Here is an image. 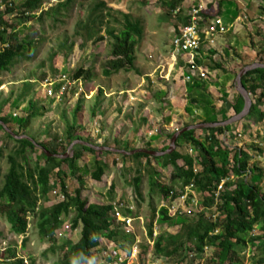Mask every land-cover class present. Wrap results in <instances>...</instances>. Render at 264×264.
Masks as SVG:
<instances>
[{
  "label": "rangeland",
  "instance_id": "1",
  "mask_svg": "<svg viewBox=\"0 0 264 264\" xmlns=\"http://www.w3.org/2000/svg\"><path fill=\"white\" fill-rule=\"evenodd\" d=\"M11 1L19 5L21 0ZM66 1L47 0L42 9V12H45L43 21L35 19L26 21L27 23L24 24L19 20L18 12L11 14L8 20L17 26L20 40L30 38L35 42L34 52H30L29 47L25 46L24 55L17 58L8 71L0 74V108L2 107L6 116L27 118L30 114L29 101L32 99L36 103L34 110L36 116L26 135L35 136L38 142L53 138L64 139L67 121L75 120L77 103L83 100L81 110L77 114V130L80 136L90 140L88 143L125 151V144L135 149L149 147L159 149L170 145L169 134H175L187 124L191 125L194 121L202 119L203 112L210 110L207 105L212 106L214 99L212 94L208 93L209 89L204 83L213 84L212 77L215 74L212 73L213 71H210V74L206 72L203 81V78L195 80L202 82L198 88L205 95L199 92L186 96V84L190 82H185L184 78L177 73L180 71L178 61L176 63L174 59L177 53L172 47L173 39L178 33L176 27H180L181 23L174 16L173 11L167 8V4L176 1L180 10H183L182 14L187 15L193 5L192 0H73L67 8L61 9L56 14L55 10L58 6ZM98 1H105L107 5L115 6L117 11L131 14L143 22L144 36L135 47V71L126 72L121 69L111 76L104 74L105 69L110 68V64H113L116 59L120 60L112 54L113 40L106 36V28L102 32V36H105L103 41H86L80 36H75L78 23L87 18L91 7ZM252 3L251 8L239 10L233 18L228 20L224 18L228 24L236 26L242 23L244 27L238 33L228 32L230 33L227 36L229 43H224L225 46L223 44L221 47L223 51H219L216 61L212 60L213 58L210 59L211 69H216L214 65L218 62L223 63L227 69L232 68L239 73L241 62L231 60V58L234 59V52H238L245 58L254 52L259 53V58L264 60V0H252ZM249 12L252 13V18ZM242 13L246 16L243 17L244 21H238L235 24ZM118 20L122 21L121 18ZM110 25L121 28L120 24L114 21H110ZM178 57L180 60L181 57ZM80 69L90 70L92 78L81 79V82L74 86L69 96L62 102L46 98L43 90L38 88V83L41 82L39 79L43 75L54 78L56 77L54 75L66 73L73 79L74 73ZM235 79L231 77L229 85L231 93L237 91ZM29 82L34 84V88L27 93L26 98H22L20 95L25 90V84ZM100 89L103 90V97L100 98L101 105L96 108ZM208 94L212 97L211 99L208 98ZM216 96L219 97L215 100L220 102L222 93L218 91ZM190 98L196 99L200 105L193 104ZM251 98L254 103L252 95ZM199 107L200 113L196 114L192 111ZM95 108L96 117H93L92 112ZM167 118H171L169 124L166 122ZM165 125H174L173 131H167ZM235 125L234 131L243 132V136L241 139L229 138L227 144L230 147L244 144L264 146V137H262L264 122L258 124L251 122L247 132L244 131V120ZM201 138H204V135H201ZM3 142L7 145L4 152V156H7L8 152L14 149V144L7 140L4 132L0 130V146ZM82 146L77 144L73 149H79L83 154L78 161L77 174L83 184L77 177L68 176L69 193L72 194L76 188H80L82 199L90 203L123 202L125 206L134 208L133 218L135 219L132 229L129 230L131 232L129 234L133 236L132 239L117 238L116 244L110 245L103 242L102 248L95 253L96 257L91 262L117 264L116 259L109 257L111 250H117L126 257V262L123 264H188L194 260L193 255L186 257L184 251L174 257L158 255L155 250V239L159 236L176 235L181 229L180 224L171 225L168 222H160V211L163 207L167 208L169 216L174 218L193 221L197 216L178 213L176 206L164 201L159 193L154 194L150 191L147 178L143 182L142 189L144 201L139 200L131 186V179L136 175L134 170L137 164L131 162L124 165L121 161L115 164L117 157L114 155L108 158L109 169L102 180L95 181L91 175L95 157L84 151ZM38 156H40L39 151L33 153L32 158L36 160ZM0 161L4 175L8 166L7 159L4 157ZM255 161L264 168V157H257ZM153 166L160 171L161 181L169 184L172 166L163 168L156 163H153ZM63 170L69 174L67 165L63 166ZM1 184L0 181V187ZM260 186L264 188V179ZM59 195L64 196L62 192ZM64 199L66 200V197ZM57 201L58 199L54 202ZM54 202L42 201V204L49 206ZM74 216L75 213L72 212L63 218L64 223L59 231L57 248L68 240L72 242L79 240L80 230L71 228ZM151 231H153V237ZM260 233L259 229L255 230V234ZM51 245L40 236L36 217L33 215L29 217L27 234L19 236L12 231L0 210V264H12L5 259L8 256L6 257L4 252L8 249L16 250L18 258L24 259V264H32L33 260L35 261L33 264H58L62 254L59 249L53 252ZM242 256L243 264H255L261 255L255 248L249 247L242 252ZM210 257L211 251L208 250L203 258L192 262L193 264H209ZM182 260L185 261L181 262Z\"/></svg>",
  "mask_w": 264,
  "mask_h": 264
},
{
  "label": "trees",
  "instance_id": "2",
  "mask_svg": "<svg viewBox=\"0 0 264 264\" xmlns=\"http://www.w3.org/2000/svg\"><path fill=\"white\" fill-rule=\"evenodd\" d=\"M2 1L7 8L5 11L0 10V38L4 40L10 30L11 46L0 54V74L8 71L15 60L24 55L25 46L29 47L30 52H34L35 47L33 39H19L20 34L17 26L14 22L8 21L10 15L18 12L19 20L24 24L27 23L26 21L35 19L43 21L45 12L40 14L38 12L47 2V0H21L19 5L13 2V5L10 6V0ZM72 1L67 0L64 4H60L55 13L58 14L61 9L67 8ZM222 2L224 1L221 0L220 4ZM231 2L235 6L234 15L236 16L239 10L244 9V5L239 2ZM252 6L253 4H249L247 9ZM167 8L173 11L174 16L181 23L180 27H176L177 32H180L182 26L190 24L191 18L188 14H182L183 10H180L176 1L168 3ZM249 16L252 18V13L249 12ZM117 17L122 21H119ZM110 21L117 22L121 28L111 26ZM243 27V24H238L233 26L230 31L238 33ZM105 28L106 36L113 40L112 54L120 60L116 59L113 64H110V68L105 69L104 74L111 76L121 69L126 72L135 71V47L144 36L143 22L131 14L110 8L105 1H98L91 7L87 18L78 23L74 34L86 41L98 42L105 40V36H102ZM228 35L230 33L220 36L218 41ZM211 53L212 55L216 54L215 51H211ZM259 57L260 54L255 52L249 54L247 58L234 52V59L231 58V60L241 62V71L243 67L257 61L264 63V60ZM197 62L201 64V60ZM184 64V60H182L180 65ZM214 67L222 70L230 78L234 79L238 75L234 69H227L223 63H215ZM46 78L47 75H43L39 80L43 81ZM73 78L90 80L92 72L80 69L74 73ZM243 84L254 99L251 112L244 119V131L247 132L251 122L256 124L264 122V68H258L246 74ZM189 85L190 87H188ZM200 85L202 83L195 80L186 84V96L190 93L204 94L198 88ZM33 88V83H26L25 90L20 96L26 98L27 93ZM102 97L103 90L100 89L96 108L101 105L100 98ZM208 98L212 97L208 94ZM191 102L200 105L196 99H191ZM224 102L228 112H221L215 118L196 120L191 125L224 122L241 113L245 105L244 98L240 94L234 103L227 99ZM82 104L83 100L77 103L74 113L75 120L67 121L64 139L53 138L38 142L35 136H30L54 155H65L70 145L76 140L90 142L89 139L80 136L77 130V114L81 110ZM29 108L30 114L27 118H9L3 113L1 107L0 121H3L17 135H26L36 116L34 112L36 103L32 99L29 101ZM96 108L92 112L93 117H96ZM170 121L171 118H167V124ZM191 125L187 124L185 127ZM235 128L236 125H231L227 128L217 127L187 131L178 138L177 148L172 154L158 157L145 153L124 155L110 151H96L84 145L82 149L95 157L91 175L98 182L102 180L109 169L108 158L110 156L117 157L118 160L114 161L115 164H118L119 161L124 165L131 162L137 164V168L134 170L136 175L131 179V186L136 197L141 201H144L142 189L145 178L149 182L150 191L154 194L159 193L164 201H168L174 207L181 205V195L186 187L191 184L196 186L203 211L196 215L195 220L174 218L169 216L167 208L161 209L160 222H168L171 225L180 224L181 229L176 235L159 236L155 239V250L158 255L174 257L184 251L186 257L189 258L190 255H193L195 260L203 258L206 251L210 250L209 264H243L242 252L246 248L252 247L261 255L255 264H264V188L262 189L260 186L264 179V168L255 161L257 157H264V146L244 144L236 148L228 147L224 143L223 137L232 138ZM0 130L4 132L6 139L14 144V149L9 151L7 156H4L7 145L3 142L0 146V159L6 157L8 164L3 175L0 161V181L2 183L0 210L1 215L7 220L16 235H26L29 217L31 215L36 217L40 236L52 244L53 252H57L59 249L62 254L58 264H93L91 261L95 259V253L102 248L104 243L107 245L116 244L117 238L122 237L125 240L133 238L132 234L125 232L122 225L112 217L114 203H90L88 200L82 199L80 188H76L72 194L69 193L67 178L68 176L77 177L78 161L83 156L81 150L73 149L66 159L49 157L29 140L14 139L1 125ZM173 135L169 134L168 138L172 139ZM201 135H204V138H201ZM169 146H162L159 149L149 147L148 150L164 152ZM124 148L128 152L136 150L128 144H125ZM190 149L197 152V155L191 154ZM37 151L40 152V156L34 160L32 155ZM153 163L163 168L172 166L173 171L169 184H164L161 181L160 171L153 166ZM64 165H67L69 174L63 170ZM77 179L83 184L80 177ZM222 180L227 181L219 190ZM60 192L63 193L66 200L59 195ZM217 192L219 195L216 198ZM57 199L58 201L54 202ZM42 201L45 203L53 201L54 203L45 206ZM119 204L125 206L123 202ZM72 212L75 213V216L72 218L71 228L80 230V238L77 242L68 240L57 248L59 231L64 223L63 218ZM125 214L134 215L133 211L129 209L125 210ZM256 229H259L261 233L255 234ZM151 236L153 237V231H151ZM4 255L8 256L5 259L12 264H24V259L18 258L14 249H8ZM183 261L185 260L181 262ZM192 261L188 264H193ZM34 262L33 260L32 264Z\"/></svg>",
  "mask_w": 264,
  "mask_h": 264
},
{
  "label": "built area",
  "instance_id": "3",
  "mask_svg": "<svg viewBox=\"0 0 264 264\" xmlns=\"http://www.w3.org/2000/svg\"><path fill=\"white\" fill-rule=\"evenodd\" d=\"M193 5L189 9V17L191 22L189 25H184L181 27L180 32L176 34L173 39L172 47L177 53V56L182 57L184 60V81L193 82L197 78H205L206 70L198 64L200 61L202 52H204L206 47L212 48L217 45L218 39L222 35H226L232 29V26L228 24L224 17L218 12V5L221 0H192ZM223 1H233L243 3L244 0H223ZM13 5V1L10 0V6ZM7 8L6 4L0 0V10L5 11ZM245 16V14H243ZM246 17V16H245ZM261 19V18H260ZM10 30L8 31L6 38L2 40L0 38V54L10 48L11 42L9 39ZM81 79H72L69 74H58L56 77H47L45 80L38 83V88H41L46 96V98L54 99L56 102H62L69 96L70 92L76 86ZM243 132L233 131V138L241 139ZM262 137H264V132ZM226 136L223 137L224 143L227 144ZM236 148L231 146V148ZM241 147V146H238ZM190 153L197 155L193 149H190ZM197 171V170H196ZM227 180H222V184L219 186L221 190L224 183ZM219 192L216 193V198ZM65 198V196H62ZM133 211V207L124 206L123 204H114V209L112 211V217L117 223L122 225L123 230L128 234L130 229H132V224L135 219L131 215H126L125 210ZM178 213L190 215H198L203 209L200 206L199 193L194 186L191 184L186 187L185 191L181 195V205L177 207ZM109 257L117 260V264H123L126 262V257H124L119 251L111 250Z\"/></svg>",
  "mask_w": 264,
  "mask_h": 264
},
{
  "label": "crops",
  "instance_id": "4",
  "mask_svg": "<svg viewBox=\"0 0 264 264\" xmlns=\"http://www.w3.org/2000/svg\"><path fill=\"white\" fill-rule=\"evenodd\" d=\"M231 3L232 2L228 3L226 1H224L221 4L219 2V5H218L219 14L221 16H223L224 18H226V20H228L230 18H233L234 11H236L235 6L233 5V3L232 4ZM249 4H253L252 0H244V2L242 4V5H244V9L243 10H245L248 7ZM108 6L111 8L113 5H111V6L108 5ZM112 8L114 10H116L115 6L112 7ZM42 9L43 8H41L39 10L38 14L40 12H42ZM220 10H221L222 14L220 13ZM242 14H244V13H242ZM242 14L239 15V17L237 18L235 24H237L238 21H242V22L244 21L243 20L244 16H242ZM233 25L234 24H232L231 26L233 27ZM224 37H225V39H224ZM224 37L221 40L218 41V43H219L218 46L216 45V46H214L212 48L206 47L204 52H202V55H201L202 56L201 59H200L201 60V64H200L201 67L204 69V71L206 70V72H208L209 74L211 73L210 71H213L212 73L215 74L214 76L212 75L213 76L212 79L214 78V83L213 84H210L208 82L204 83L209 89L208 93L210 95L212 94L211 96H213L214 100H215V98L219 97V96H216L218 91H220L222 93L223 97L221 98L220 102H217L216 100H215L216 102H214V100H212L213 105L212 106L211 105H207L210 108V110H205L203 112V114L201 113L202 114V119H200V120H205L207 118H215L219 114H221V112L222 113L228 112V109L226 107V104H225L224 100L227 99L228 101L234 103L236 98H237V96H238V94H239L237 91H234V93L230 92L229 85L231 84V78H230L229 75L224 74L223 71L220 70V69H214L213 70V69L210 68V65H211V60L210 59L213 58L212 60L216 61L217 56H219V51L222 50L221 47H223V42H225V44L229 43V39H228L229 37H227V36H224ZM233 39H234V36H233ZM232 42H234V40ZM225 44H224V46H225ZM211 51H215L216 54L212 55ZM208 55H209V57H208ZM178 58L179 57L177 55H174L175 62L177 63V61H178L177 64L179 65L178 67L180 69V71H177V73H179L182 77H184L185 74H186L184 69H183L184 65L183 66L180 65V62L183 59L181 57L180 60H178ZM203 80L204 79H202V81ZM200 83H202V82H200ZM188 87H190V85ZM200 109H201L200 107L199 108H194L192 111H194L197 114V113H200ZM165 127H166L167 131L171 132V131H173L174 125H165Z\"/></svg>",
  "mask_w": 264,
  "mask_h": 264
},
{
  "label": "water",
  "instance_id": "5",
  "mask_svg": "<svg viewBox=\"0 0 264 264\" xmlns=\"http://www.w3.org/2000/svg\"><path fill=\"white\" fill-rule=\"evenodd\" d=\"M258 68H264V64L256 62V63L250 64V65H247V66H245V67H243L241 69V71L238 73V75H237V77L235 79L236 90L244 98V101H245V105H244V108L241 111V113L231 117L230 119H228V120H226L224 122L203 123V124L191 125V126L182 128L181 130L177 131L173 135L169 148L166 151H164V152H156V151L148 150V149H136V150H134L132 152H128V151H125V150L112 149V148H108V147H100V146H96V145H93V144L85 142V141L76 140L70 145V147H69V149H68V151L66 152L65 155H54V154H51L46 149H44L42 146H40L31 136H29V135H17L3 121H0V125L3 126L5 131L8 134H10L14 139H16V140H23V139L29 140L36 147L42 149L47 154V156H49V157H58L60 159L68 158L70 156V153L73 150L74 146L77 145V144H82V145L90 147V148H92V149H94L96 151H110L112 153H120V154H124V155H133L135 153H145V154H148V155H151V156H157V157L158 156H164V155H170L177 148L178 138L183 133H185L187 131L194 130V129H207V128H217V127L227 128L228 126L235 125V124L241 122L242 120H244L245 118H247L249 116L250 112H251V109H252V106H253V100L251 98L250 93L248 92V90L245 88V86L243 84V78L250 71L256 70Z\"/></svg>",
  "mask_w": 264,
  "mask_h": 264
}]
</instances>
